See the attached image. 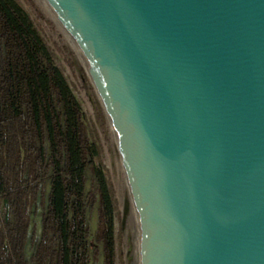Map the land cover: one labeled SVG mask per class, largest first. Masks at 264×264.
I'll list each match as a JSON object with an SVG mask.
<instances>
[{
	"label": "water",
	"instance_id": "water-1",
	"mask_svg": "<svg viewBox=\"0 0 264 264\" xmlns=\"http://www.w3.org/2000/svg\"><path fill=\"white\" fill-rule=\"evenodd\" d=\"M126 175L128 264H264V0H46Z\"/></svg>",
	"mask_w": 264,
	"mask_h": 264
},
{
	"label": "trees",
	"instance_id": "trees-1",
	"mask_svg": "<svg viewBox=\"0 0 264 264\" xmlns=\"http://www.w3.org/2000/svg\"><path fill=\"white\" fill-rule=\"evenodd\" d=\"M101 152L39 28L0 0V264H117Z\"/></svg>",
	"mask_w": 264,
	"mask_h": 264
},
{
	"label": "rangeland",
	"instance_id": "rangeland-1",
	"mask_svg": "<svg viewBox=\"0 0 264 264\" xmlns=\"http://www.w3.org/2000/svg\"><path fill=\"white\" fill-rule=\"evenodd\" d=\"M17 1L39 28L53 52L55 63L63 68L74 94L80 100L89 125H92L98 134L102 146L100 160L107 170L108 180L113 186L117 200V215L114 218L115 233L119 235V240L116 238L117 264H119L120 255H122L124 264H128L123 236V190L126 175L117 145L109 130L103 101L93 86L76 43L63 29L48 2L46 0ZM105 136L109 137V141H105ZM94 221L95 215L93 214L90 220L91 235L94 230Z\"/></svg>",
	"mask_w": 264,
	"mask_h": 264
}]
</instances>
